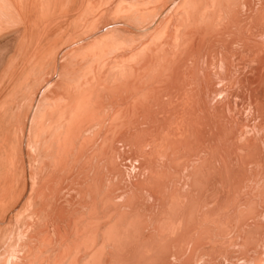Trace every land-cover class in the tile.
Here are the masks:
<instances>
[{"label":"bare ground","instance_id":"obj_1","mask_svg":"<svg viewBox=\"0 0 264 264\" xmlns=\"http://www.w3.org/2000/svg\"><path fill=\"white\" fill-rule=\"evenodd\" d=\"M0 48V264H264V0H0Z\"/></svg>","mask_w":264,"mask_h":264},{"label":"rangeland","instance_id":"obj_2","mask_svg":"<svg viewBox=\"0 0 264 264\" xmlns=\"http://www.w3.org/2000/svg\"><path fill=\"white\" fill-rule=\"evenodd\" d=\"M11 40H12V39H10L9 42H10ZM14 40H15V41H14ZM16 42H17V39L14 38L13 41L10 42V45H9V46H1V48H6V49L8 50V47H9V49H10V47H11V50H12V52H13V49H14L13 47L16 45ZM1 48H0V66H1V68H0V76H1V77H0V78L3 79V78H2V77H3V76H2V72H3V70H4V67H5L6 61H7V59H8V54L4 53V52H7V51H4V50H6V49H1ZM11 50H10V51L8 50V51L11 52ZM1 54H3L4 57H3V55H1ZM1 79H0V81H1ZM0 84H1V82H0ZM0 86H1V85H0ZM20 93H21V92H19V94H17V95H20L19 98H22L23 93H21L22 95H21ZM17 95H16V96H17ZM16 98H17V97H16ZM16 98H15V100H16ZM19 98L16 100L17 102L14 100L16 103H15V102H12L13 104L10 105V106H11V109L6 113V116H7L8 118H12L11 120L14 122L15 126H17V127L19 126V125L17 124V122H21V121H22V119H23V115H24V112H25V110H26V109L28 108V106H29L27 103H29V101H30V98H28V99L26 100V101H28V102L25 101V105H24V109H23V108H22V107H23L22 105L17 106V105H18L17 103L20 101ZM14 104L16 105V107H19V109H18V108H14V106H15ZM13 105H14V106H13ZM12 106H13V109H16V111H15V110L13 111ZM21 106H22V107H21ZM26 107H27V108H26ZM20 108H21V109H20ZM17 109H18V110H17ZM22 109H23L24 111H23ZM11 110H12V111H11ZM19 110H20V111H21V110L23 111V112L21 111V112H22V115H21V112H20ZM11 112H13V113L11 114ZM18 112H19V113H18ZM9 113H10V114H9ZM14 113H15V114H14ZM19 114H20L21 116H19ZM11 115H12V116H11ZM13 115H14V116H13ZM13 117H16V118L18 117V118H17V120H16V119L13 118ZM20 117H21V118H20ZM13 119H14V120H13ZM15 122H16V123H15ZM5 152H7V149L5 150ZM8 153H9V151L6 153V155L9 156ZM32 154H34V152H32ZM8 156H7V157H8ZM26 224H27V223H26ZM26 224H25V223L22 224V229H23V230L25 229ZM16 226H18V225H16ZM15 229H16V227L13 228V233H11V235H13V236H11L12 238L9 237V238H11V239H9V238L7 239V237H8V230H7V233H6V230H5V232L2 231L3 233L0 231V232L2 233V234H0V237H1V238H5V237H6L5 239H1V240H0V253H1V252L3 253V255H2V253H1V255L3 256V257H1V258H4V257H5V256H4L5 253H7V254L9 253L8 251H6V249H7V250H10V248H11V246H9L8 243L11 242V244H12V243L15 241V239H16V237H15V239L13 240L14 235H16V234H14V233H15V232H14ZM17 230H18V232H19V231H20V228L17 229ZM17 230H15V231H17ZM18 232H17V233H18ZM4 234H7V235H4ZM4 236H5V237H4ZM5 241H6V242H5ZM7 241H8V242H7ZM2 242H3V243H2ZM4 243H5V244H4ZM6 243H7L8 245H7ZM3 244H4V246L7 245L8 247H7V246L4 247ZM13 244H15V242H14ZM1 248H3V249L6 248V249H5V251H4V250L1 249ZM8 248H9V249H8ZM1 250H2V251H1ZM1 255H0V256H1ZM5 255H6V254H5ZM8 255H9V254H8ZM8 255H7V256H8ZM1 258H0V259H1ZM1 260H2V259H1Z\"/></svg>","mask_w":264,"mask_h":264}]
</instances>
